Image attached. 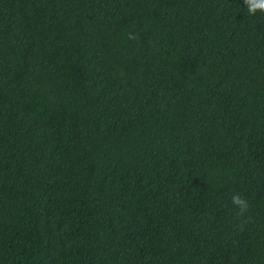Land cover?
I'll use <instances>...</instances> for the list:
<instances>
[{
	"label": "trees",
	"instance_id": "trees-1",
	"mask_svg": "<svg viewBox=\"0 0 264 264\" xmlns=\"http://www.w3.org/2000/svg\"><path fill=\"white\" fill-rule=\"evenodd\" d=\"M0 264H264V14L0 0Z\"/></svg>",
	"mask_w": 264,
	"mask_h": 264
},
{
	"label": "clouds",
	"instance_id": "clouds-1",
	"mask_svg": "<svg viewBox=\"0 0 264 264\" xmlns=\"http://www.w3.org/2000/svg\"><path fill=\"white\" fill-rule=\"evenodd\" d=\"M246 6L247 13L250 16H255L257 13L264 14V0H243ZM137 35L134 33L128 34V39H136ZM231 204L234 209H236L237 218H243L249 212L250 205L246 199L242 197L239 193H234L231 197ZM241 230H243V224L240 225Z\"/></svg>",
	"mask_w": 264,
	"mask_h": 264
}]
</instances>
